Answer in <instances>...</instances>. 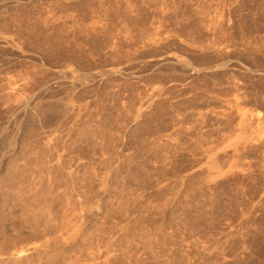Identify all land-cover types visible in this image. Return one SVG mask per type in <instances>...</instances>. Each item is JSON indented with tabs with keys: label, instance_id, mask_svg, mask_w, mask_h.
<instances>
[{
	"label": "rangeland",
	"instance_id": "obj_1",
	"mask_svg": "<svg viewBox=\"0 0 264 264\" xmlns=\"http://www.w3.org/2000/svg\"><path fill=\"white\" fill-rule=\"evenodd\" d=\"M0 264H264V0H0Z\"/></svg>",
	"mask_w": 264,
	"mask_h": 264
},
{
	"label": "bare ground",
	"instance_id": "obj_2",
	"mask_svg": "<svg viewBox=\"0 0 264 264\" xmlns=\"http://www.w3.org/2000/svg\"><path fill=\"white\" fill-rule=\"evenodd\" d=\"M39 108H41V107H39ZM243 138H244L243 136H239L234 140V142H238L239 140H241ZM26 254H27V250L22 249V250L18 251L14 256L15 257H22V256H25Z\"/></svg>",
	"mask_w": 264,
	"mask_h": 264
}]
</instances>
